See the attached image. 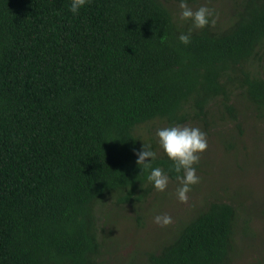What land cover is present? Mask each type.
I'll use <instances>...</instances> for the list:
<instances>
[{
	"label": "trees",
	"instance_id": "1",
	"mask_svg": "<svg viewBox=\"0 0 264 264\" xmlns=\"http://www.w3.org/2000/svg\"><path fill=\"white\" fill-rule=\"evenodd\" d=\"M71 2L0 0V264H103L105 223L143 209L151 167L177 180L157 128L264 123V0L224 3L203 28L179 0ZM144 143L157 157L142 170ZM230 194L145 264H232L250 218Z\"/></svg>",
	"mask_w": 264,
	"mask_h": 264
},
{
	"label": "rangeland",
	"instance_id": "2",
	"mask_svg": "<svg viewBox=\"0 0 264 264\" xmlns=\"http://www.w3.org/2000/svg\"><path fill=\"white\" fill-rule=\"evenodd\" d=\"M231 2L202 0L197 4L218 12L222 4L226 3L227 9ZM238 104L245 109L247 102L241 99ZM241 121V127L216 125L203 130L207 148L194 165L200 179L190 186L186 201L176 197L179 181L169 179L167 188L155 190L140 212L130 207L118 219L113 218L116 221H106L105 228L113 233L115 242L105 252L103 264H145L147 252L158 251L173 238L179 225L216 195L227 192L238 205L245 203L242 211L246 214L249 210L250 218L249 235L237 237L236 260L232 264H256L264 257V123L250 113L243 114ZM189 125L199 127L197 123ZM108 212L112 218L114 212ZM161 214L169 215L171 223L156 224L153 218Z\"/></svg>",
	"mask_w": 264,
	"mask_h": 264
},
{
	"label": "clouds",
	"instance_id": "3",
	"mask_svg": "<svg viewBox=\"0 0 264 264\" xmlns=\"http://www.w3.org/2000/svg\"><path fill=\"white\" fill-rule=\"evenodd\" d=\"M87 3V0H72L70 11L78 14L79 10ZM180 19L191 20L195 28H203L209 24L214 25V13L209 7L202 5L196 10L188 7L187 0H179ZM191 31V30H190ZM189 33H181L178 37L183 44H188L191 39ZM158 144L166 156L172 161L173 170L178 174L175 178L179 181L176 189V197L180 201L187 200V193L190 186L199 182L196 174L195 164L198 163L199 154L207 148V135L199 127L173 124L167 127L156 129ZM137 156L136 163L143 165L145 170L150 167L152 161L157 157V153L152 150L151 145L143 144L139 150H135ZM183 173L179 175V173ZM147 180L152 183L158 191H164L169 182V176L160 167H151L147 175ZM154 222L161 226L171 223V217L167 214L156 215Z\"/></svg>",
	"mask_w": 264,
	"mask_h": 264
}]
</instances>
